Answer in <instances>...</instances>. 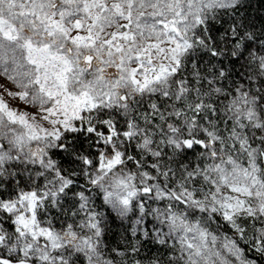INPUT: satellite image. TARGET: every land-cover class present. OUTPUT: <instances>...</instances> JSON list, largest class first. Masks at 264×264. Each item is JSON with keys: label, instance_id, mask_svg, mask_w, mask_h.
Listing matches in <instances>:
<instances>
[{"label": "snow or ice", "instance_id": "6c2138e0", "mask_svg": "<svg viewBox=\"0 0 264 264\" xmlns=\"http://www.w3.org/2000/svg\"><path fill=\"white\" fill-rule=\"evenodd\" d=\"M250 6L0 0V264L264 260Z\"/></svg>", "mask_w": 264, "mask_h": 264}, {"label": "trees", "instance_id": "16d2710c", "mask_svg": "<svg viewBox=\"0 0 264 264\" xmlns=\"http://www.w3.org/2000/svg\"><path fill=\"white\" fill-rule=\"evenodd\" d=\"M247 15L254 19L257 25L264 23V4L258 2V0H251V6L247 9ZM192 154L189 153V157L191 158ZM99 203V201H97ZM59 226V225H58ZM113 232L110 236V242L115 244L119 240V228L117 224H113L112 226ZM215 227V226H214ZM151 247V245H149ZM153 251L155 249L153 248ZM260 264H264V260L260 262Z\"/></svg>", "mask_w": 264, "mask_h": 264}]
</instances>
